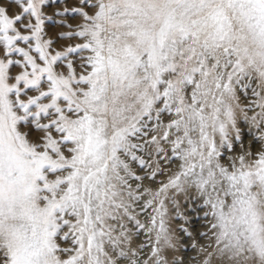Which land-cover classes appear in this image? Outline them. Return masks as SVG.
<instances>
[{
	"label": "snow or ice",
	"instance_id": "snow-or-ice-1",
	"mask_svg": "<svg viewBox=\"0 0 264 264\" xmlns=\"http://www.w3.org/2000/svg\"><path fill=\"white\" fill-rule=\"evenodd\" d=\"M192 261L264 264V0H0V264Z\"/></svg>",
	"mask_w": 264,
	"mask_h": 264
},
{
	"label": "rangeland",
	"instance_id": "rangeland-1",
	"mask_svg": "<svg viewBox=\"0 0 264 264\" xmlns=\"http://www.w3.org/2000/svg\"><path fill=\"white\" fill-rule=\"evenodd\" d=\"M65 6L66 5L64 3L52 2L49 4L48 7L44 9V11L46 15H52L56 9H62ZM67 6L69 7L75 6V0H67ZM57 20H65L67 21V23H71L74 25L75 23L78 22L79 18L69 13L67 16H53V20L46 21L45 31L47 33V36L56 38V43L53 45V49L62 50L63 47H65L69 43L75 44L81 42L78 38L73 40H68L67 38L58 39V34L62 31H68V29L66 27H61L60 25L56 24L55 21ZM86 54L87 53H85V55ZM14 71H16V69H14ZM157 179L158 180L164 179V177H158ZM181 211L185 212L189 217V220L191 221V223L186 224L185 227H187L190 232H193V236H195L196 230L203 231V229L200 226L201 224L204 223V221L199 216H197L196 212L192 209L191 205H185L181 209ZM183 223L184 222L182 220H177L174 222L176 226H179L180 224ZM204 242H205L204 240H197V243H204ZM183 244L187 245V247H183V250L178 253L180 256L184 257L185 260H189L190 258L197 256L196 251L191 249L192 240L185 238ZM192 264H195V262L192 261Z\"/></svg>",
	"mask_w": 264,
	"mask_h": 264
}]
</instances>
